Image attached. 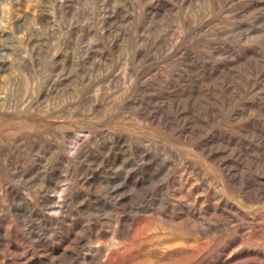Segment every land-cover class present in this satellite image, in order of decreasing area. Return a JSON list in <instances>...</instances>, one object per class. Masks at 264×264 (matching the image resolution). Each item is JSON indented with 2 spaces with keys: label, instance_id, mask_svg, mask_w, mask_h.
Listing matches in <instances>:
<instances>
[{
  "label": "rangeland",
  "instance_id": "rangeland-1",
  "mask_svg": "<svg viewBox=\"0 0 264 264\" xmlns=\"http://www.w3.org/2000/svg\"><path fill=\"white\" fill-rule=\"evenodd\" d=\"M263 127L264 0H0V264H264Z\"/></svg>",
  "mask_w": 264,
  "mask_h": 264
},
{
  "label": "bare ground",
  "instance_id": "bare-ground-1",
  "mask_svg": "<svg viewBox=\"0 0 264 264\" xmlns=\"http://www.w3.org/2000/svg\"><path fill=\"white\" fill-rule=\"evenodd\" d=\"M159 115H160V114H159ZM159 115H158V118H157L156 121H157L159 124H161L165 119L163 118L164 120L162 121V120H161V117L159 118ZM167 115H168V114H167ZM151 116H152V115H151ZM155 116H156V115H155ZM163 117H165L164 114H163ZM153 118H154V117H153ZM151 119H152V118H151ZM166 119H167V116H166ZM152 121H153V119H152ZM262 122H263V121H262ZM154 123H156V122H154ZM258 123H259V122H258ZM260 123H261V120H260ZM163 124L166 125V124H165V121H164ZM167 125H168V124H167ZM256 125H257V124H256ZM252 126L254 127V125H252ZM261 126H262V125H261ZM165 127H166V126H165ZM247 127H248V126H247ZM253 127H252V128H253ZM252 128H251V129H252ZM259 128H261L260 125H259L258 129H259ZM263 128H264V127H263ZM246 129H247V128H246ZM249 129H250V127H249ZM255 129H256V128H255ZM258 129H257V130H258ZM257 130H256V131H257ZM259 130H260V129H259ZM248 131H249V130H248ZM251 131H252V130H251ZM246 132H247V131H246ZM254 133H255V132H254ZM257 133H259V132H257ZM263 133H264V132H263ZM216 134H217V132H216ZM222 134H223V132H222ZM225 134H226V133H225ZM255 134H256V133H255ZM259 134H260V133H259ZM259 134H256V136H259ZM223 135H224V134H223ZM223 135H222V136H223ZM216 136H217V135H216ZM210 137H211V136H210ZM224 137H225V136H224ZM224 137H223V138H224ZM226 137H229V134H228V136H226ZM231 137H232V136H231ZM261 137H262V139L264 138L263 135H262ZM261 137H259V139H260L259 141H260L261 143H262V141H263V143H264V140L261 141ZM208 139H210V138H208ZM225 139H226V138H225ZM225 139H224V141H225ZM228 139H229V138H228ZM212 140H214V138H213ZM236 140H237V139H236ZM204 141H205V140H204ZM224 141H223V142H224ZM227 141H228V140H227ZM244 141H245V140H244ZM207 142H208V141H207ZM207 142H205V143H206V146H207ZM211 142H212V141H211ZM215 142H217V141H214V143H215ZM220 142H221V141H220ZM220 142H219V143H220ZM217 143H218V142H217ZM227 143H228V142H227ZM227 143H226V144H227ZM244 143H245V142H243V145H244ZM221 144H222V143H221ZM223 144H225V143H223ZM240 144L242 145V143H240ZM203 145H204V144H203ZM231 145H232V144H231ZM241 145H240V146H241ZM247 145H248V143H247ZM250 145H251V144H250ZM201 146H202V145L200 144V147H201ZM206 146H204V147H206ZM232 146H233V145H232ZM232 146H231V147H232ZM248 146H249V145H248ZM200 147H199V148H200ZM209 147H210V146H209ZM224 147H225V146H224ZM227 147H228V146H226V148H227ZM229 147H230V146H229ZM231 147H230V148H231ZM233 147H236V146H233ZM243 147H244V146H243ZM201 148H202V147H201ZM211 148H212V147H211ZM238 148H239V147H238ZM240 148H241V147H240ZM206 149H207V148H206ZM208 149H210V148H208ZM208 149H207V150H208ZM203 150H204V149H203ZM203 150H201V151H203ZM210 150H211V149H210ZM210 150H209L208 152H210ZM239 150H241V149H239ZM214 151H217V150H214ZM214 151H213V152H214ZM206 152H207V151H206ZM219 152H220V151H219ZM222 153H223V152H222ZM207 154H208V153H207ZM212 154H214V153H212ZM215 154H216V152H215ZM218 154H219V153H218ZM211 156H212V155H211ZM213 157H214V156H213ZM215 157H217V156H215ZM215 157H214V159H215ZM242 157H243V156H242ZM211 158H212V157H211ZM243 158H244V157H243ZM212 159H213V158H212ZM249 159H250V156H249ZM215 160H216V159H215ZM217 160H218V157H217ZM239 160L241 161L242 159L239 158ZM243 160H244V159H243ZM219 161H220V160H219ZM229 161H230V160H229ZM229 161H228L227 164H230ZM250 161H251V160H250ZM250 161L247 160V162H250ZM231 162H233V160H232ZM234 162H235V160H234ZM245 162H246V161H244L243 163H245ZM251 162H252V161H251ZM253 162H254V159H253ZM255 162H256V160H255ZM223 164H224V162H223ZM225 164H226V163H225ZM256 164H257V163H256ZM256 164H255V165H256ZM231 165H232V164H231ZM231 165H230V166H231ZM234 165H236V164H234ZM237 165H238V164H237ZM223 166H224V165H223ZM225 166H228V165H225ZM230 166H228L227 169H228V168H233V167H230ZM258 166H259V165H258ZM236 167H237V166H236ZM245 167H246V166H245ZM255 167H257V165H256ZM255 167H254V168H255ZM225 168H226V167H225ZM234 169H235V167H234ZM238 169H239V165H238ZM256 169H258V167H257ZM256 169H255V170H256ZM231 170H232V169H231ZM235 170H237V168H236ZM240 170H241V168H240ZM226 171H227V170H226ZM230 172H231V171H230ZM230 175H231V174H230ZM236 175H237V174H236ZM238 175H239V174H238ZM234 176H235V175H234ZM234 176H233V177H234ZM236 177H237V176H235V178H236ZM246 178H247V177H246ZM254 178H255V176H254ZM260 178H261V177H260ZM260 178H258V179H260ZM238 179H239V178H238ZM255 180H257V179H255ZM262 180H263V179H262ZM246 181H247L248 188L250 189V191L253 190L254 193L257 191V194H259V196H264V187H263L264 180H263L262 182H260V183H256V182H254L253 180H251L250 178H248ZM237 183H238V181H237ZM245 183H246V182H245ZM175 184H176V183H175ZM178 186H179V185H178ZM185 187H186V186H185ZM186 188H187V187H186ZM186 188H185V190H186ZM194 189H195V188H194ZM254 189H255V190H254ZM196 191H197V188H196ZM250 191H249V192H250ZM247 192H248V191H247ZM179 193H182V192H179ZM197 193H198V192H197ZM254 193H253V194H254ZM195 194H196V192H195ZM195 194H194V196H195ZM255 194H256V193H255ZM255 194H254V195H255ZM257 194H256V195H257ZM182 195L184 196V194H182ZM211 195H212V194H211ZM214 195H215V194H214ZM254 195H253V196H254ZM185 197H186V196H185ZM214 197H215V196H214ZM256 198H257V197H256ZM208 199H209V198H208ZM215 199H216V198H215ZM223 199H224V198H223ZM189 200H192V198H191V199L189 198ZM194 200H195V199H194ZM194 200H193V201H194ZM200 200H201V199H200ZM211 200H213V198H212V199L210 198V201H211ZM216 200H217V199H216ZM175 201H176V200H175ZM177 201H178V199H177ZM177 201H176V203H177ZM189 202H190V201H189ZM201 203H203V200H202ZM186 204H187V203H186ZM195 204H196V203H195ZM211 204H212V203H211ZM211 204H210V202H209V205H211ZM216 204H218V203H216ZM220 204H221V202H220ZM229 204H230V203H229ZM150 205H151V204H150ZM167 206H168V205H167ZM203 206H204V205H203ZM207 206H208V205H207ZM207 206H206V207H207ZM212 206H213V205H212ZM221 206H222V205H221ZM223 206H224V205H223ZM154 207H155V206H154ZM157 207H158V206H157ZM168 207H169V206H168ZM192 207H193V205H192ZM197 207H198V206H197ZM224 207H226V205H225ZM155 208H156V207H155ZM155 208H154V209H155ZM181 208H182V207H181ZM181 208H180V209H181ZM215 208H216V207H215ZM152 209H153V208H152ZM154 209H153V210H154ZM158 209H159V208H158ZM178 209H179V208H178ZM185 209H188V208L186 207ZM185 209H184V210H185ZM193 209H194V208H193ZM193 209H192V210H193ZM197 209H198V208H197ZM229 209H230V208H229ZM150 210H151V208H150ZM153 210H152V211H153ZM203 210H204V209H203ZM211 210H212V209H211ZM211 210H209V211H211ZM214 210H215V209H214ZM230 210H231V209H230ZM232 210H233V209H232ZM228 211H229V210H228ZM212 212H213V211H211V213H210V212H209V213L212 214ZM214 212H215V211H214ZM231 212H232V211H231ZM198 213H199V212H198ZM225 213H226V212H225ZM225 213H224V214H225ZM154 214H155V213H154ZM165 214H166V213H165ZM171 214H172V213H171ZM183 214H184V213H183ZM205 214H206V213H205ZM221 214H222V213H221ZM227 214H228V213H227ZM184 215H185V214H184ZM188 215H189V214H188ZM191 215H193V214H191ZM196 215H197V214H196ZM203 215H204V214H203ZM222 215H223V214H222ZM228 215H229V214H228ZM174 216H175V214H174ZM193 216H194V215H193ZM206 216H207V215H206ZM208 216H209V214H208ZM210 216H211V215H210ZM210 216H209V217H210ZM231 216H232V215H231ZM161 217H162V214H161ZM167 217H169V216H167ZM181 217H182V216H181ZM220 217H221V216H220ZM162 218H163V217H162ZM170 218H171V217H170ZM178 218H179V216H178ZM183 218H184V217H182V219H183ZM190 218H193V217H190ZM226 218H227V217H226ZM226 218H225V219H226ZM240 218H241V217H240ZM171 219H172V218H171ZM185 219H186V218H185ZM194 219H196V218H194ZM198 219H200V218H198ZM207 219H208V218H207ZM186 220H187V219H186ZM200 220H201V219H200ZM202 220H203V219H202ZM210 220H211V219H210ZM212 220H213V219H212ZM219 220H220V219H219ZM226 220H227V219H226ZM235 220H236V219H235ZM182 221L185 222V220H182ZM197 221H198V220H197ZM222 221H223V220H222ZM229 221H230V220H229ZM164 222H165V221H164ZM187 222H188V221H186V223H187ZM211 222H212V221H211ZM213 222H214V221H213ZM178 223H179V222H178ZM186 223H185V224H186ZM194 223H195V222H194ZM200 223H201V221H200ZM187 224H188V223H187ZM190 224H191V222H190ZM192 224H193V223H192ZM160 225H161V224H160ZM199 225H200V224H198V226H199ZM204 225H205V224H204ZM164 226H165V225H164ZM167 226H168V225H167ZM189 226H190V225H189ZM210 227H211V226H210ZM162 228H163V226H162ZM169 228H170V227H169ZM159 229H161V228H159ZM165 229H166V228H165ZM165 229H164V230H165ZM207 229H208V228H207ZM211 229H212V228H211ZM211 229H210V230H211ZM214 229H215V228H214ZM202 230H203V229H202ZM204 230H205V229H204ZM212 230H213V229H212ZM167 231H168V230H167ZM178 231H180V229H179ZM254 233H255V232H254ZM255 234H256V233H255ZM255 236H256V235H255ZM255 236L253 235L254 238H256ZM258 237H259V236H257V238H258ZM254 238H252V239H254ZM257 238H256V239H257ZM251 241H252V240H251ZM255 241H256V240H255ZM245 242H247V241H245ZM248 242H249V241H248ZM162 243H163V242H162ZM249 243H250V242H249ZM154 245H155V244H154ZM164 245H165V244H164ZM160 248H161V246H160ZM156 249H157V248H156ZM241 252H242V251H241ZM158 253H159V252H158ZM247 253H249V252H247ZM169 254H170V253H169ZM245 254H246V253H245ZM255 254H257V253H255ZM260 254H261V253H260ZM158 255H159V254H158ZM228 255H229V253H228ZM243 255H244V254H243ZM261 255H262V254H261ZM235 256H236V255H235ZM235 256H234V257H235ZM246 256H247V255H246ZM252 256H254V255H252ZM263 256H264V255H263ZM161 257H162V256H161ZM240 257H241V256H240ZM158 258H159V257H158ZM169 258H170V257H169ZM216 258H217V257H216ZM238 258H239V257H238ZM238 258H237V259H238ZM256 258H257V257H256ZM161 259H162V258H161ZM161 259H160V260H161ZM163 259H164V258H163ZM227 259H228V258H227ZM257 259H258V258H257ZM48 260H49V259H48ZM164 260H166V259H164ZM222 260H223V259H222ZM52 262H53V261H52ZM228 262H229V261H228ZM231 262H233V261H231ZM250 263H251V262H250ZM226 264H227V263H226Z\"/></svg>",
  "mask_w": 264,
  "mask_h": 264
}]
</instances>
